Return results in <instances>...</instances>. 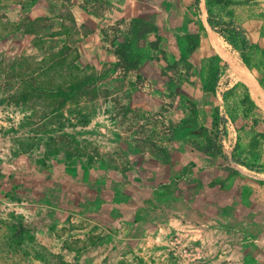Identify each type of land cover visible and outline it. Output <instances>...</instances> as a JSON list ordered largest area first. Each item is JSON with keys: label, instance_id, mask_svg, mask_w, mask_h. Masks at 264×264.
<instances>
[{"label": "rangeland", "instance_id": "rangeland-1", "mask_svg": "<svg viewBox=\"0 0 264 264\" xmlns=\"http://www.w3.org/2000/svg\"><path fill=\"white\" fill-rule=\"evenodd\" d=\"M45 1L0 0V264H264V143L257 156L255 131L235 126L241 107L225 92L246 83L223 54L264 90V0L228 9L250 48L217 34L215 45L208 28L191 60L229 64L212 89L182 61L183 36L208 27L204 2L201 15L193 0H137L97 51L82 48L92 28L71 24L65 0L62 30Z\"/></svg>", "mask_w": 264, "mask_h": 264}, {"label": "trees", "instance_id": "trees-1", "mask_svg": "<svg viewBox=\"0 0 264 264\" xmlns=\"http://www.w3.org/2000/svg\"><path fill=\"white\" fill-rule=\"evenodd\" d=\"M202 2L205 3L207 15L206 21L208 27L212 31H214L225 41H229L234 46L241 45L243 49L251 47L247 32L241 26H238L236 24L233 13L228 10L230 7L236 4L235 0H193V5L196 11L201 15L203 13L201 10ZM216 9H221L225 13V17L218 14L216 12ZM142 23V20H133L131 23V26L133 28L132 31L139 32L137 28ZM208 27H205L201 24L193 32L187 33L183 36V40L185 42V54L182 58V61L184 62V69L186 71L188 79L196 75L199 77H203L204 74H206L205 88L212 89L214 87L219 86L223 76H228L227 71L229 69V64L227 62L222 61L218 56H214L213 58H211L208 62L207 67L196 66L195 63L191 60L194 53L200 47L203 39L207 36ZM157 30L158 28L156 26H153L151 32H156ZM124 47H126L125 49H131L132 46L131 43L129 44L128 42L124 44ZM121 52L122 51L119 49L117 52L118 55H121ZM140 57L142 56L133 54V56H131V65L136 66L137 63H139ZM242 62L246 67L250 69L251 59L246 56V54L243 56ZM170 84V80H168V85ZM80 87L81 86L79 85H73L71 86L69 91L61 92L60 95H63L64 97H72L75 95L76 91H79ZM229 87L230 86H228L225 95H229L230 97L236 96L238 98V103L235 106L241 107L240 113L237 110H234L231 113V117L237 129L245 130V126L248 125L249 129L255 131L253 132L252 137L250 138L249 149L252 150L255 154H257V156H259L260 148L264 143V131L256 132V128L261 125L262 121L260 119L251 118V114L258 110V106L252 98L250 90L246 84L242 82H237L234 86L230 88ZM216 110L219 111V109ZM217 111L216 115L214 116L216 123L225 126V124L227 123V119L222 118L223 122L220 123L219 121L221 120V118L217 116ZM245 122L246 125L243 124ZM207 143L210 144V147L207 148V150L213 151L216 154L222 153L221 146L217 145L215 140H213L211 137L207 138ZM224 169H229L232 173H237V170H234L232 168L230 169L224 166Z\"/></svg>", "mask_w": 264, "mask_h": 264}, {"label": "crops", "instance_id": "crops-1", "mask_svg": "<svg viewBox=\"0 0 264 264\" xmlns=\"http://www.w3.org/2000/svg\"><path fill=\"white\" fill-rule=\"evenodd\" d=\"M65 1V5L61 3V6L69 9L67 10L72 20L70 21L71 24L78 26V28H92V31L87 32L86 36L82 34L83 39L85 38L84 42H87V46L82 45V48L86 50L88 47H91L97 51L107 49L103 39L104 28H110L115 25L116 22L130 18L129 16H132L133 13V7H137L139 3L137 0H92L93 6H90L86 4V0ZM56 2L57 1L54 2V0H46L45 4L46 8L48 7V17L52 16V19L55 18L58 20L60 22V28L57 30H62L67 21L66 19L64 20L63 15H60L61 8H59ZM209 30L211 33V29ZM65 34L64 32L63 36L57 35L55 39L62 40V43L66 42L69 36ZM97 56H99V52Z\"/></svg>", "mask_w": 264, "mask_h": 264}, {"label": "bare ground", "instance_id": "bare-ground-1", "mask_svg": "<svg viewBox=\"0 0 264 264\" xmlns=\"http://www.w3.org/2000/svg\"><path fill=\"white\" fill-rule=\"evenodd\" d=\"M211 35H212L211 36L212 41L214 42L215 45H217L216 39H215V36L217 35L214 33V31L212 32V30H211ZM223 54L226 58H228V60H230V63L232 67L235 69V71L237 72V75L240 78H242V80L248 85L250 92L252 96L254 97L255 101L257 102V104L264 109V90L262 89L260 84L257 82L255 77L248 70H245L242 68L240 69L239 67H237L235 65L236 64L235 60H233V58H231L229 54L227 53H223Z\"/></svg>", "mask_w": 264, "mask_h": 264}]
</instances>
